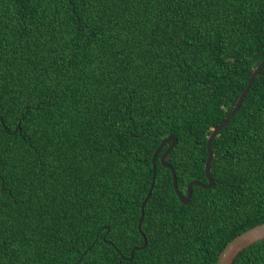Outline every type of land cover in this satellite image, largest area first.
I'll use <instances>...</instances> for the list:
<instances>
[{
	"label": "trees",
	"instance_id": "obj_1",
	"mask_svg": "<svg viewBox=\"0 0 264 264\" xmlns=\"http://www.w3.org/2000/svg\"><path fill=\"white\" fill-rule=\"evenodd\" d=\"M264 0H0V264H217L264 223ZM233 264H264V239Z\"/></svg>",
	"mask_w": 264,
	"mask_h": 264
},
{
	"label": "water",
	"instance_id": "obj_2",
	"mask_svg": "<svg viewBox=\"0 0 264 264\" xmlns=\"http://www.w3.org/2000/svg\"><path fill=\"white\" fill-rule=\"evenodd\" d=\"M263 67H264V58L260 62V64L254 69V71L251 73L249 80H248V83H247L244 91L239 96V98H238L234 108L232 109V111L229 113V115L225 118V120L217 128L212 130V133L208 137V140H207V153H208V155H207V160L205 163V174H206V178H207V183H203V182H200L197 180H193L187 185L186 193L182 194L179 190V187H178L177 174H176L174 168L172 167V165L167 163V160H166L168 155L170 154V152L176 146L178 139L172 135L162 139L160 146L156 149V151L153 155V159H152L153 177H152V181H151V185H150L148 194H147L145 200L143 201V203L141 205V216H140V219L138 221V230L144 239V243L140 247H134L130 252L129 258L122 257V259L127 260V261H133L135 251L140 250V249H145L148 245V240L141 230V225H142V221H143L144 216H145V206H146L148 200L150 199L152 192H153V189L155 187V182H156V177H157L156 159L159 155V152L163 149V147L166 144L170 143L169 148L163 153V155L160 159V162L164 167L168 168L171 171L172 180H173V187H174V190H175V192L179 198V201L182 204L188 205L190 203L191 198H192V194H193V187L194 186H199L203 189H212L214 187V184H215L214 179H213L211 172H210L211 165H212L213 158H214L213 141L219 136L220 132L228 125V123L231 121V119L237 114V112L241 108L246 96L249 94L255 78L259 75V73ZM0 121L3 124L5 131H7L9 134L14 135V134H16V132L21 130V126L18 125L14 131L9 132L6 128V126L4 125V120L1 116H0ZM263 239H264V223L256 225V226L244 231L243 233H241L240 235H238L237 237L232 239L225 246V248L222 250V252L219 255L217 264H233L235 259L238 257V255L242 251H244L246 248H248L252 244L259 242Z\"/></svg>",
	"mask_w": 264,
	"mask_h": 264
}]
</instances>
